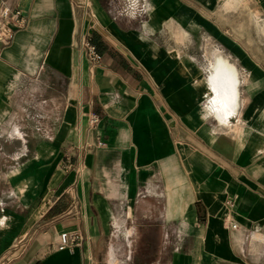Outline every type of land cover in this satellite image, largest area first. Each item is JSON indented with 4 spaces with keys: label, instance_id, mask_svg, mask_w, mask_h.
<instances>
[{
    "label": "crops",
    "instance_id": "obj_1",
    "mask_svg": "<svg viewBox=\"0 0 264 264\" xmlns=\"http://www.w3.org/2000/svg\"><path fill=\"white\" fill-rule=\"evenodd\" d=\"M7 1L0 264H264V0H91L93 73L76 0Z\"/></svg>",
    "mask_w": 264,
    "mask_h": 264
},
{
    "label": "built area",
    "instance_id": "obj_2",
    "mask_svg": "<svg viewBox=\"0 0 264 264\" xmlns=\"http://www.w3.org/2000/svg\"><path fill=\"white\" fill-rule=\"evenodd\" d=\"M78 7L81 10V18L84 22V29L80 34L78 41V48L82 57L88 62L89 70L93 73L94 69L101 63V55L93 43V37L96 30V15L93 11L91 0H76ZM142 15L146 12L142 10ZM27 24V18L22 9L7 0H0V42L11 43L16 33L24 28ZM101 116L99 114H91L89 117V126L96 127L100 123ZM102 140L98 141V146H103ZM91 146L88 143H82L76 147L75 156H67L63 161V167L67 172L77 171L81 177L83 173V158L86 151ZM235 198H229L226 202L228 209L234 205ZM232 230L239 229L238 225L234 222L230 223ZM89 238L80 229L72 231H65L59 235V240L56 249L58 251L71 250L76 247H82ZM88 264H94V259L91 254L88 255Z\"/></svg>",
    "mask_w": 264,
    "mask_h": 264
},
{
    "label": "bare ground",
    "instance_id": "obj_3",
    "mask_svg": "<svg viewBox=\"0 0 264 264\" xmlns=\"http://www.w3.org/2000/svg\"><path fill=\"white\" fill-rule=\"evenodd\" d=\"M216 61H217V64L219 65V70H220V72H224V71H226V70H230V71H234V69H233V67L232 66H230L229 64H227V62H225L222 58H220V56L217 54L216 55ZM214 69V68H213ZM228 71H227V73H228ZM219 74H221V73H219ZM222 74H224V73H222ZM226 75V74H225ZM217 76H218V74H217ZM232 79V78H231ZM237 84V83H236ZM233 85V84H232ZM231 85V86H232ZM234 87V86H233ZM232 87V88H233ZM236 92V91H235ZM234 93V92H233ZM234 98H235V101H236V105L235 106H237L238 105V102H239V97H238V94L237 93H235L234 94ZM216 102V101H215ZM234 103H232L231 105H232V108L234 107V105H233ZM224 105H228V104H225L224 103ZM217 106V105H216ZM218 106H220V105H218ZM228 106H230V105H228ZM236 110V107H235V109H233L232 111H229V112H227L226 113V118L227 119H229V117L230 116H232L233 114H235V111ZM230 120V119H229Z\"/></svg>",
    "mask_w": 264,
    "mask_h": 264
},
{
    "label": "rangeland",
    "instance_id": "obj_4",
    "mask_svg": "<svg viewBox=\"0 0 264 264\" xmlns=\"http://www.w3.org/2000/svg\"><path fill=\"white\" fill-rule=\"evenodd\" d=\"M216 55H217V54H216ZM232 67H233V66H232ZM233 69H234V71H233V72H234V73H236V69H235L234 67H233Z\"/></svg>",
    "mask_w": 264,
    "mask_h": 264
}]
</instances>
